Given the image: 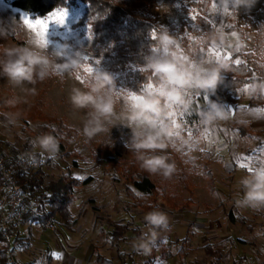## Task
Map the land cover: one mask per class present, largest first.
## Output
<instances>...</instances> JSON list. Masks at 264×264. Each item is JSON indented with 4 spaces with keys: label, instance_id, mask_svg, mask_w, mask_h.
Masks as SVG:
<instances>
[{
    "label": "rangeland",
    "instance_id": "rangeland-1",
    "mask_svg": "<svg viewBox=\"0 0 264 264\" xmlns=\"http://www.w3.org/2000/svg\"><path fill=\"white\" fill-rule=\"evenodd\" d=\"M192 1L195 0H163L169 6L167 13L156 9L158 0H149L145 6L159 24L167 28L175 26L176 52L182 58H187L183 52V35L195 38L203 32L196 21L198 11L190 4ZM84 7L83 3H79L56 9L46 16H38L0 0V19L15 17L19 22V27L11 35L6 39L0 38V51L7 46H23L29 39H37L36 32L40 26L30 28L24 23L25 17L33 22L36 19L47 22L49 51L60 50L66 43L71 45L69 50L81 47L89 38V29L87 25L74 27V23L82 16ZM207 17L227 39L223 45L213 43L207 49L203 48L191 65L196 67L218 61L243 62L247 60L245 54L254 50L257 23L264 21V0H257L250 11L241 9L239 13L221 11L219 0H214ZM61 20L63 23H60ZM183 21L196 28L197 32L191 29L178 32ZM15 36L23 40L22 45ZM82 56L85 57L84 54ZM259 63L264 64V58L251 60L254 75ZM96 67L107 70L93 64L85 65V70H95ZM107 71L115 78L113 96L118 109L126 99L139 95L127 84L124 73ZM89 83L85 74L75 71L71 77L53 76L34 86L26 85L28 89L35 88V94H32L11 87L0 77V97L6 100L5 106L0 105V155L7 160L6 156L16 152L30 153L29 145H32V157L39 153L40 159L28 161L21 154L16 165L32 171L40 168L42 187L45 189L58 184L59 189L63 190L65 184L73 179L90 178L88 183L70 191L69 208L76 222L74 229L70 230L59 215L47 219L43 210L34 209L35 220L30 219L14 227L16 236L13 237L16 238L11 262L98 264L96 255L101 254L121 264V252L135 264H264V207L252 208L236 203L242 195L239 181L250 172L244 165L251 168L264 165V107L249 106L254 84L246 83L234 90L236 102L217 100L209 95V99L222 103L227 112L226 118L210 123H206L202 115L207 108V94L198 89L184 90L190 103L187 107L171 106L174 135L178 140L170 139L165 152L174 163L175 170H187L188 178L170 182L160 176L158 193L145 207L138 201L142 193L126 181L123 173L125 166L136 161L134 153L128 152L125 147L131 129L116 125L111 128L110 135L100 133L92 139L83 135L85 110L74 109L69 102V94L73 86L85 87ZM149 85L152 88L157 86L150 83L144 89L147 90ZM14 97L20 98L21 102L15 105L9 103ZM34 102H38L45 115L57 116L79 131L78 138H65V154L58 152L53 158L34 144L39 135L35 132L37 123L47 122L22 118L25 106ZM10 118L15 122L11 123ZM238 121L249 124L247 135L241 134L236 124ZM90 140H119L123 144L122 154L118 155L115 150L93 151L89 147ZM204 151L210 152L209 158ZM204 162H208V168L216 180L214 189H211L207 176L203 174ZM9 165L16 166L15 162ZM4 184L5 180L0 185V206L5 208L1 203ZM25 194L26 198L28 194ZM25 198L17 222L23 217L24 209L32 207V204L25 202ZM153 209L167 214L168 227L157 229L154 239L149 235L151 243L147 251L138 250L134 247L137 238L149 232L144 216ZM46 210H50L48 204ZM4 218L10 222L7 212ZM122 223L128 226V232L120 241H114L112 233L116 224Z\"/></svg>",
    "mask_w": 264,
    "mask_h": 264
},
{
    "label": "trees",
    "instance_id": "trees-1",
    "mask_svg": "<svg viewBox=\"0 0 264 264\" xmlns=\"http://www.w3.org/2000/svg\"><path fill=\"white\" fill-rule=\"evenodd\" d=\"M149 0H6L8 4L16 7L22 11L35 14L38 16H46L52 11L59 8H69L76 6L79 3L85 5L82 16L74 23V27L88 26L89 38L85 43L77 48L81 54V63L76 72L85 74L87 80L91 82V76L87 75L85 65L93 64L100 65L112 72H121L125 74L127 84L139 95L146 90L145 86L152 83L157 85V77L150 71L145 70V58L151 54V48L155 41L151 36H154L157 29L162 26L154 17L146 10L145 6ZM214 3V0H195L190 4L198 11L196 21L201 25L203 32L192 38L189 35H183L182 45L183 52L187 58H182L186 63L193 61L195 57L200 54L204 48L207 49L214 42L210 39L211 35L217 31L216 26L207 17L209 8ZM186 29H191L197 32L196 28H192L185 21H183L178 32L184 33ZM170 34L176 37L175 26L168 27ZM22 45L23 40L17 38ZM85 55V57L82 56ZM247 60L236 63L233 61L223 62L225 68L221 73V80L218 82L215 94L210 96L217 100L236 102L237 98L233 96V91L241 88L246 83L252 82L258 84L264 82V64H258L257 74L254 75L255 69L251 65V60L256 58H264V21L257 23L255 34L254 50L245 54ZM0 105L5 106L6 100L0 97ZM251 107H264V92L259 89L253 91L252 97L249 101ZM194 117L196 116V109H194ZM22 118L25 120L34 121L45 120L46 123H37L36 134L52 133L59 141V150L61 154L66 153L67 145L65 138H78L80 133L73 127L66 125L63 119L57 116L45 115L39 108L38 102H34L25 106ZM173 124V116L171 121ZM237 126L243 135H247L250 131L249 124L245 121H238ZM171 139H177L175 135ZM89 147L91 150H99L105 152L107 150H115L118 155L122 154L123 144L121 141H98L90 140ZM31 151L32 145H29ZM27 152H16L12 156H6V165L10 162H15L21 154L28 161L31 159H40L41 155L35 153L32 157ZM206 157H210V152L204 151ZM4 157V156H3ZM110 158V157H109ZM191 159V158H190ZM117 163V162H115ZM116 165V164H115ZM203 174L208 178V184L211 189H214L216 182L212 171L208 168V162L203 163ZM123 173L126 181L131 182L136 190L142 193L138 198L139 203L148 207L150 200L155 198L158 193V188L161 185L159 174H149L140 167L136 160L123 168ZM14 177L21 185L23 191L27 192L25 202L32 204V207L25 208L23 217L18 224H25L30 219H34L35 210L44 211V216L47 219L59 215L67 223L66 226L70 230L74 229L75 219L69 208L70 193L75 187L82 186L90 181V178L84 180L73 179L59 189L58 184H52L49 188L42 187L43 176L41 169L35 171L28 167L21 165L15 166L13 171ZM170 182L177 180L185 181L188 178L187 170H174L170 177H164ZM4 173L0 167V185L4 183ZM165 190L166 187L164 186ZM50 191V192H49ZM71 191V192H70ZM46 204L50 206V210H46ZM42 205V206H41ZM7 209L0 206V264H13L11 262L13 254V236L15 234V224L5 220V213ZM128 232L126 224H116L111 238L114 241H120ZM210 250V249H209ZM119 259L121 264H135L133 260H128L120 252ZM98 264H116L111 258H106L101 254L96 255Z\"/></svg>",
    "mask_w": 264,
    "mask_h": 264
},
{
    "label": "clouds",
    "instance_id": "clouds-1",
    "mask_svg": "<svg viewBox=\"0 0 264 264\" xmlns=\"http://www.w3.org/2000/svg\"><path fill=\"white\" fill-rule=\"evenodd\" d=\"M257 0H219L220 10L239 13L241 9L250 11ZM156 9L162 13L169 11V6L158 0ZM19 27L15 17L0 19V38L6 39ZM151 54L145 58L144 68L152 72L157 79L155 88H148L138 99H126L119 109L113 96L114 76L102 68L96 67L91 74V82L85 87L73 86L69 102L74 109L85 110L82 132L92 139L100 133H108L113 126L124 125L131 129V136L125 142L128 152L134 153L140 167L149 174L170 177L175 165L165 150L168 141L175 134L174 125L170 122L172 105L187 107L190 101L184 95L185 89H198L207 94V108L202 113L206 123L227 117L222 103L209 99L215 94L221 80L223 62L201 64L193 67L186 63L176 52V39L165 26H160L155 35ZM210 39L223 45L227 37L222 31H215ZM68 43L60 50L49 51L47 47L29 39L23 46H7L0 51V77L11 87L22 92L35 94V85L53 76L63 78L73 76L81 63V54L72 49ZM253 89L264 92V82L254 84ZM21 99L14 97L9 103L15 105ZM10 122L15 120L10 118ZM34 144L55 158L59 150V141L52 133L36 136ZM123 158V157H122ZM121 158V159H122ZM239 184L242 195L236 201L238 205L252 208L264 207V165L253 168L246 176L241 177ZM144 220L148 233L137 238L134 245L138 250H148V245L155 238L157 229L168 227V216L161 210L153 209L145 214Z\"/></svg>",
    "mask_w": 264,
    "mask_h": 264
},
{
    "label": "built area",
    "instance_id": "built-area-1",
    "mask_svg": "<svg viewBox=\"0 0 264 264\" xmlns=\"http://www.w3.org/2000/svg\"><path fill=\"white\" fill-rule=\"evenodd\" d=\"M0 167L3 170L5 178L4 191L1 195V203L7 209L8 220L15 225H18L17 220L20 218V207L24 205V198L26 194L13 175L14 167L12 165H6L5 157L1 155Z\"/></svg>",
    "mask_w": 264,
    "mask_h": 264
},
{
    "label": "snow or ice",
    "instance_id": "snow-or-ice-1",
    "mask_svg": "<svg viewBox=\"0 0 264 264\" xmlns=\"http://www.w3.org/2000/svg\"><path fill=\"white\" fill-rule=\"evenodd\" d=\"M24 23L26 25H28L30 28H37V26H40V29L36 32L37 35V39L36 42L39 44L44 45L45 47H48L50 44V40L48 38V25L47 22L44 20H40V19H36L34 22L31 18L29 17H25L24 18ZM60 23H63V21L61 20ZM237 63H240L239 61H237ZM86 71L91 74L94 69L93 68H88L86 69ZM79 78V77H78ZM152 85H149L148 88H151ZM247 90V89H245ZM206 95V94H205ZM131 99H138V96H131ZM207 135V134H206ZM244 167L248 168V171H252L253 168L248 167L247 165H244Z\"/></svg>",
    "mask_w": 264,
    "mask_h": 264
}]
</instances>
